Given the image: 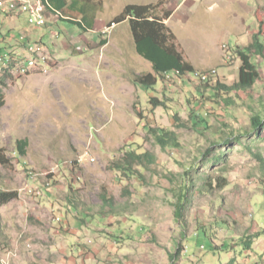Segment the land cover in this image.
<instances>
[{"label": "rangeland", "instance_id": "obj_1", "mask_svg": "<svg viewBox=\"0 0 264 264\" xmlns=\"http://www.w3.org/2000/svg\"><path fill=\"white\" fill-rule=\"evenodd\" d=\"M76 1L93 30L44 6L43 27L30 26L27 15L11 22L0 5V28L28 30L27 42H41L49 57L28 75L11 74L4 88L0 156L9 163L0 160V191L19 196L0 207V264H61L52 251L71 254L74 229L85 233L86 246L89 239L120 242L128 256L121 264H140L141 253L146 264H264V177L252 154L264 157V129L251 127L264 105V61L252 57L261 80L232 93L230 106L202 100L197 75L145 90L134 81L153 74L152 66L137 54L129 23L115 22L129 5L160 3L157 13L169 14L164 22L185 60L232 86L241 65L235 50L249 47L261 28L264 34V0ZM194 111L208 124L191 118ZM148 127L175 132L181 147L161 149ZM19 140L29 142L24 158ZM128 152L150 153L156 162L127 178L113 166ZM178 202L185 207L180 221Z\"/></svg>", "mask_w": 264, "mask_h": 264}, {"label": "trees", "instance_id": "obj_2", "mask_svg": "<svg viewBox=\"0 0 264 264\" xmlns=\"http://www.w3.org/2000/svg\"><path fill=\"white\" fill-rule=\"evenodd\" d=\"M42 3L46 11H50L53 15H66L69 17L67 20L68 23L78 26L80 30L84 32L93 30L94 21L88 18L86 6H81L76 0L71 4L68 3V0H42ZM159 6L160 3L144 6L129 5L115 21L118 24L123 22L129 23L137 54L152 66L153 74L139 76L134 81L135 84L145 90H154L159 80L169 79L172 76H176L178 79L185 80L189 83L197 81L193 79L197 71L192 64L185 60L180 46L176 43L177 39L175 34L164 22L169 18V14H166L165 17H160L157 13ZM258 14L257 12V18H260ZM71 17L72 19H70ZM259 22L261 24V21ZM263 35L261 28L259 33L254 35L253 43L249 47L244 49L238 47L235 50V54L240 58L241 65L238 73V81L235 82L234 85L227 86L221 83L217 80V74H210L207 81L198 79L200 86L195 87V91L202 100L206 98L213 106L217 107L222 105L230 106L232 99L229 97L232 93H246L261 80V73L258 67L252 62V57L261 58L264 61ZM106 44V40L101 42L102 46ZM10 51L11 50L8 52ZM10 61L11 60L8 61L5 58L0 59V110L5 106L4 88L7 87L6 82L8 78L13 77L11 75V69L14 63L12 64ZM3 65H6L8 68H4ZM198 102L201 103V100ZM151 105L154 107L166 106L157 99H152ZM191 118L198 120L202 118V121L208 124L207 120L203 117H199L195 111L194 115L191 114ZM251 122V127L254 132H259L264 129V105L261 106L260 112L252 115ZM148 133L154 139L156 145L160 146L163 150L168 148L178 150L181 147L179 137L173 131L148 127ZM28 147L29 142L27 140L17 141L16 151L18 156L21 158L26 157ZM252 154L259 164L261 174L264 177V157L259 153ZM0 160L5 164L9 163L2 159L1 156ZM155 162L156 158L150 153L139 154L137 152H128L122 161L113 167L127 178H131L132 176L142 177L140 168L146 169L148 165ZM135 166L139 170H135ZM261 182L264 185V179L261 180ZM187 190L188 189H186V192ZM183 194L182 197L184 196L185 198L186 194ZM18 196V192L0 191V207L16 200ZM103 202L106 203L105 205L114 208L113 199L108 200L104 197ZM174 207V216L180 221L184 217L185 207L182 202L175 203ZM242 244L244 245L245 251H251L253 248V243L250 239L242 242ZM177 256V254L172 256L173 261Z\"/></svg>", "mask_w": 264, "mask_h": 264}, {"label": "crops", "instance_id": "obj_3", "mask_svg": "<svg viewBox=\"0 0 264 264\" xmlns=\"http://www.w3.org/2000/svg\"><path fill=\"white\" fill-rule=\"evenodd\" d=\"M4 1L5 0H0V5ZM0 12L2 13V9H0ZM4 13H7V11H5V7H4ZM4 16H6L7 20H10L11 22H15L17 21L18 18H20L21 15L19 16L4 15ZM0 24H1V19H0ZM8 31L9 29L5 31L4 28L3 29L0 28L1 54H5V53L10 54L15 51H21L22 49L20 48L18 42L19 39L21 37H25L27 41L31 39L28 30L23 29L17 31L10 29V31L9 32ZM9 50L11 51L8 52ZM57 221L61 222V218H58ZM74 230H76V232L73 237L77 241H75V244H73V246L71 247V254L66 247H61V249L56 248L57 249L56 251H52V254L53 253L56 254L60 252L62 256L61 264H67V263L70 264L71 262L73 264H76L75 262L78 259H80L81 264H89L90 262H92V264H121V262L119 261L120 258H124L125 260L126 259L128 260V256H126L124 252L125 250L124 247L122 248L121 245L118 244L120 242H118L117 240H113L110 242L100 241L97 244H94L92 240L89 239L88 244L92 246L88 247L89 245L86 246V243L84 242L85 241L84 239L86 237L85 233L79 229H74ZM68 248L70 247L68 246ZM87 248H89L90 250H88ZM66 258H69L68 262ZM139 258H140L139 259L140 264H146V262L144 261V259H146V254L141 253Z\"/></svg>", "mask_w": 264, "mask_h": 264}, {"label": "bare ground", "instance_id": "obj_4", "mask_svg": "<svg viewBox=\"0 0 264 264\" xmlns=\"http://www.w3.org/2000/svg\"><path fill=\"white\" fill-rule=\"evenodd\" d=\"M40 6L43 8L42 0H40ZM7 7V5H6ZM7 11V10H6ZM45 24H33L32 27H43ZM19 45L21 51H15L13 53H5L0 55V59H7L10 63H14L11 69V74L17 73H31L41 64H45L48 60V49L43 44L31 45L27 42L25 37L19 39ZM6 63V62H5ZM10 65V64H9ZM42 66V65H41ZM4 68H8L3 65ZM1 68V67H0ZM7 70V69H6ZM210 74L216 75V71H211ZM210 75H207V79L200 78L202 81H207ZM199 78V76H197Z\"/></svg>", "mask_w": 264, "mask_h": 264}, {"label": "built area", "instance_id": "obj_5", "mask_svg": "<svg viewBox=\"0 0 264 264\" xmlns=\"http://www.w3.org/2000/svg\"><path fill=\"white\" fill-rule=\"evenodd\" d=\"M1 5H7V13H3L9 16H19V15H27L28 24H45L47 23V16L45 14V9L40 6V0H5ZM37 44H42L37 43ZM225 47V46H224ZM49 60V57H48ZM48 62V61H47ZM29 73H22L19 76H25ZM199 78L207 79V75H210V71L205 73H196ZM83 160L94 162L92 157L84 156ZM38 195H41L39 192Z\"/></svg>", "mask_w": 264, "mask_h": 264}]
</instances>
